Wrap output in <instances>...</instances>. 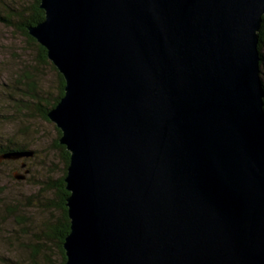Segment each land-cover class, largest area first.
I'll return each mask as SVG.
<instances>
[{
  "label": "water",
  "instance_id": "water-1",
  "mask_svg": "<svg viewBox=\"0 0 264 264\" xmlns=\"http://www.w3.org/2000/svg\"><path fill=\"white\" fill-rule=\"evenodd\" d=\"M64 75L66 264H264V0H42Z\"/></svg>",
  "mask_w": 264,
  "mask_h": 264
},
{
  "label": "trees",
  "instance_id": "trees-1",
  "mask_svg": "<svg viewBox=\"0 0 264 264\" xmlns=\"http://www.w3.org/2000/svg\"><path fill=\"white\" fill-rule=\"evenodd\" d=\"M41 3L42 0H0V24L24 36L30 51L36 53L33 67H26L28 69L15 81L0 87V171L3 167L9 170L22 168L32 173L35 168L31 166L35 162L54 167L51 171H57V174H31L29 178L28 174H21L25 180L16 178L14 174L11 179L6 173L9 179L18 180L11 182V186H0V247L2 244L4 247L0 251V264H66L67 260L64 243L71 229V220L67 206L70 192L66 188L65 177L71 153L60 142L62 132L57 127L55 147L59 151V167L36 159L38 153L25 141H30L28 126H16L14 131H19V135L15 132L10 135L9 130L3 127L6 123L19 125L24 123V119L36 116L50 120L49 111L65 93L64 75L49 59L46 47L29 31L45 18ZM263 44L264 20L259 31V51ZM48 65L57 78L54 95L43 87ZM23 183H26L24 187Z\"/></svg>",
  "mask_w": 264,
  "mask_h": 264
},
{
  "label": "rangeland",
  "instance_id": "rangeland-1",
  "mask_svg": "<svg viewBox=\"0 0 264 264\" xmlns=\"http://www.w3.org/2000/svg\"><path fill=\"white\" fill-rule=\"evenodd\" d=\"M27 44V39L24 36L20 35V33L0 24V87H3L15 81L21 74H23L24 70L28 69L26 67L31 68L33 67V65H35L36 53L31 52L30 47ZM260 54L261 57L264 56V44L261 45ZM261 66L262 82L264 85L263 58ZM45 72L46 79L43 81L45 82V85H43V87H47L49 93H52V95H54L56 93L57 88V78L55 76L54 71L49 65L47 66V70L45 69ZM49 93H47V95H49ZM27 119L28 120L24 119V123L22 124L18 125L17 123L16 125V123H6V125H4L3 127L9 130L10 135H12L14 132L19 135V131H14L16 129V126H28L30 141L25 138V136L19 137H21L22 139H27L25 141H28L30 143V149H34L38 153L36 159L45 160L44 162L46 163L47 161H49L51 164L60 167L61 162L59 157V151L55 147V139L58 137V130L55 122L51 119L45 120L40 116ZM31 167L35 168L32 170V173H28V170L25 171L22 168L9 170L8 168L3 167L0 171V186H11V182L15 183L16 180L21 178V174L24 173L28 174V178L31 176V174H33L34 176H38L46 172L47 175L57 174V171H51V169L54 168L51 166L46 167L43 164L39 165V163L34 162ZM60 169L61 168H59L58 171H60ZM6 173L8 177L14 174L15 176H17L16 178H19L16 179L14 177L15 179H13L15 181H13L11 180V177V179L7 177ZM22 179H25V177H23ZM26 182L27 184L29 183L28 181ZM25 184L26 183L22 184L23 187L25 186ZM2 249L4 250L3 244L0 247V251H2Z\"/></svg>",
  "mask_w": 264,
  "mask_h": 264
},
{
  "label": "bare ground",
  "instance_id": "bare-ground-1",
  "mask_svg": "<svg viewBox=\"0 0 264 264\" xmlns=\"http://www.w3.org/2000/svg\"><path fill=\"white\" fill-rule=\"evenodd\" d=\"M18 153V152H17ZM26 155H33V153H27ZM24 176H21V178H23Z\"/></svg>",
  "mask_w": 264,
  "mask_h": 264
}]
</instances>
